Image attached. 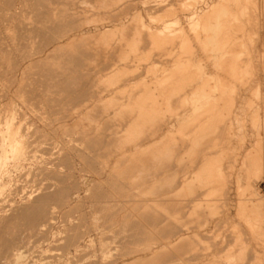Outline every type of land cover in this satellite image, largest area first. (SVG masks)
Returning <instances> with one entry per match:
<instances>
[{"label":"rangeland","instance_id":"1","mask_svg":"<svg viewBox=\"0 0 264 264\" xmlns=\"http://www.w3.org/2000/svg\"><path fill=\"white\" fill-rule=\"evenodd\" d=\"M38 1L0 0V74L2 73L0 75V119L10 116L12 111H15L18 116L16 122L24 118L21 121L22 130L28 134L27 138L33 144L29 146L23 158L15 157L16 160L11 157L10 161L7 160L0 168V216L6 215L5 213L11 214L13 212L11 208L29 205L34 200H32L33 196L42 195L51 186L53 190L71 188L73 200L63 206L58 203L50 204L52 211L55 212V220L49 228H46L47 238L39 239L34 236L17 241L15 248L19 250L21 257L19 259L5 257L0 253V264H102L104 262L131 264L134 261L139 264H206L215 262L219 253L215 245L222 240L221 236L218 237L219 232L222 231L221 233L228 235L236 229L248 231L246 215L249 213V207L253 205L252 201L264 196V169L258 171L254 166L251 167V152L253 147H258L256 129L251 121V104L254 102V106H257L255 103L257 97L251 88L254 87L255 82L249 83L245 77L244 81L237 82L229 74L230 66L234 61L233 55L236 49L237 52L241 51V46L228 48L230 57L227 61L222 60V63V58L215 60L211 55L209 52L211 48L207 49V53V50L195 39L196 27L193 25L192 18L197 15L203 16L219 0H125V4L120 0L117 3L120 6L121 4L130 6V10L126 11L127 15L115 17L111 21L109 15H120L125 12L122 10L123 6L119 10H106L103 6L110 5L111 0H51L52 2H46L41 10L37 9L40 4ZM257 1H259L257 2L259 9L256 14L250 13V24H246L248 30H245L247 38L250 36L256 38L255 45L261 56L257 62L260 63L259 76L264 83V0ZM187 2L189 5L192 4L191 7L186 6ZM33 5L37 6L34 8L35 12L32 11L33 8L30 9L34 7ZM27 6L28 9H26ZM46 6L47 9H45ZM149 7L155 8V11L151 10L155 14L156 21L148 15ZM60 8L64 11L60 12ZM168 10L175 12V16L168 20H178L179 24H173L174 29L170 28L166 32L170 33L177 29L178 33L174 32L177 33L176 36H169L166 44L159 45L153 44L145 35L146 43L142 44L143 51L138 52L145 57L140 60L137 57L138 53L132 52L127 45L125 46L126 43L123 42L124 46L120 47L117 41L119 34L109 39L96 38L100 31L118 33L122 29L126 39L139 31L144 38L145 32L138 27L139 21H143L154 31L161 28L163 30L167 19L164 18L162 22L161 18ZM22 13L26 15L25 18L30 16V22L27 20L26 23L25 15ZM19 14L22 15L19 16ZM180 30L183 32H179ZM256 32L257 35L262 36H255ZM61 35L67 36L60 41L54 40ZM182 35L191 40L192 44L187 46L188 48L192 46L189 50L180 43ZM247 40L244 48L250 45V41ZM147 43L150 45L148 46ZM69 44L75 46L71 51L74 58L72 56V59L67 60L64 57L61 60L71 62L67 66L70 73L22 74L26 66L39 59L38 56L27 57L32 49L48 45L46 48L53 50ZM190 50L193 51L194 57L196 56L194 58L192 55V59L201 60L207 67H205L206 72L211 76L210 78L225 79L229 81L230 86L237 87L235 91L232 90L226 94L229 104L224 108L221 107L219 114L214 113L215 118L213 115L206 132V137L209 139L203 141L201 145L190 146L187 143L189 141L186 142L187 138L183 139L182 136L187 131L182 130L179 134V124L175 116L167 110L166 112L164 108L163 113L153 115L151 120L138 131V141L112 142L114 138L116 140L122 137L126 129L133 125L132 118L139 117L129 112L133 106L129 108L127 105L124 106V101L127 102L129 99L133 101L143 94H148L150 99H153L152 95L163 92L157 91L156 87L159 86L163 77L170 75L169 72L175 65H181L182 62L187 61ZM241 58L242 61H247V55ZM12 62L20 65L17 73L9 71L16 66ZM118 65L121 70H125V73H112ZM44 68L48 69V67ZM149 69L152 71L150 72ZM209 76L207 79L210 80ZM200 81L199 79L196 83L201 85L203 80ZM209 82L212 85L215 83L212 80ZM196 83L194 85L199 86ZM185 92L187 91L181 93ZM216 93L218 96L221 95L219 92ZM21 94H25L24 100L32 104L31 106L22 102ZM262 94L264 97V92ZM175 103L167 107H171L169 108L171 111L183 112L182 115L192 109L190 106L183 108ZM261 108L264 110V103H261ZM198 116L200 117L201 114L199 113ZM236 116L239 122L235 120ZM216 117L217 120H215ZM223 117H230L233 122L230 120L228 123ZM199 119L201 122L202 117ZM230 123H233V127L231 134L227 135L229 132L227 125ZM215 125L218 128L215 129ZM112 133L114 134L111 135ZM106 136L107 138L104 139L103 137ZM172 136L177 137V142L172 143L170 139ZM214 137H220V140L213 141ZM184 140L188 145L183 144ZM226 140H230L232 150L223 161L226 173L225 185L221 186V181L218 180L205 187L194 185L196 193L187 194L184 189L188 185L185 178L194 177L196 173L188 172L190 157L192 156V159L199 157L202 160L204 155L214 153L216 150L214 147ZM181 144L184 145V150L179 152ZM77 148L83 150V154L79 149L80 152H77ZM192 149L197 151L194 155L191 153ZM199 150L205 152L201 153ZM200 153L202 157L199 156ZM213 155L216 157L215 154ZM18 164L21 166L19 167ZM127 166H136V168L124 169ZM57 173L61 175H56ZM116 180H119L117 185ZM239 181L241 185H250L244 196L240 195L238 190ZM256 190L260 195H256ZM190 199H193L192 202ZM224 218L227 224L221 228L219 221ZM19 220L18 225L24 228V221L27 223L28 220L24 218ZM113 221L118 225H111ZM174 222L185 224L181 231L182 237L178 240L177 237L170 239L175 241L178 248H166L165 244L169 242V239L165 237L170 236ZM69 227L77 228L81 233H88L83 236L78 246L65 249L70 235ZM1 236L6 237V232H3ZM150 246L152 250L147 249ZM126 247L142 251L130 259L121 257ZM232 247L231 245L227 248ZM224 253H228V250ZM193 255L199 257L193 258Z\"/></svg>","mask_w":264,"mask_h":264},{"label":"bare ground","instance_id":"2","mask_svg":"<svg viewBox=\"0 0 264 264\" xmlns=\"http://www.w3.org/2000/svg\"><path fill=\"white\" fill-rule=\"evenodd\" d=\"M33 1H37V0H33ZM50 1L51 0H39L38 1V3L40 2V4H38L39 6L37 7L36 5H33L34 7H31L30 9L32 10V8H33V10H32L33 12H35L34 11L35 7H37V9L41 10V9H43L45 7L44 4L46 2H50ZM121 1H123L124 4H125V0H121ZM23 2H25V1H23ZM117 2H120V0L119 1L118 0H111L110 5L103 6L106 10L107 9L108 10H116V9L119 10L123 6L122 10L125 11V12L120 14V15H109L110 21H111V19L114 20L115 17H119L121 15H127L126 11L130 10V6H127V5H124V4L123 5L121 4V6H120V4H118ZM257 2H259V1H257V0H219L217 3L215 2L208 9V11L205 12V14L203 16H198L197 15V17L192 18L193 19L192 21H193V25L196 27V30H195V39H196V41L198 42V44H201V46H203V48L205 50H207L208 48H211V50L209 49L210 50L209 52H211V55L214 56L215 60L216 59L219 60V57H220V58H222L221 62H222V60L223 61H225V60L227 61V59H229V57H230V52L228 51V48H230L232 46L234 48L237 47V46H241V49H240L241 51L237 52V49H236V51H235L236 53L235 52H234L235 54L233 53L234 54L233 55L234 61H233L232 65L230 66L231 68H230V73L229 74L232 75L234 80L237 81V82L238 81H242L244 79V77L248 79L247 81L249 83L255 82L254 87H251V88H252V90L255 91V95L257 97V101L255 103L257 104V106H254V102L251 104V121H252L253 127L256 129V135H257V141L256 142L258 143V144L257 143L256 144L258 145V147L257 148L253 147V150L251 149L252 150V152H251L252 153L251 154V156H252L251 157V163H252L251 165L252 166L251 167L254 166V168L259 171L261 169H264V110H263V108H261V103H264V97H263V94H262V92H264V83L261 81V78L259 76V74H261L259 72V69H258V67L260 66V63L258 64L257 62H259L258 60H259V58L261 56H260V52L257 51L256 45H255L256 38L251 37V36H250V38H247L246 37V30H245V29H247L246 24H250V20H249L250 13L254 12V14H256V11L259 9L258 8L259 5H257ZM2 4L4 5V2ZM53 5H54V3H53ZM190 5H192V4H190ZM190 5L188 3V5H186V6H190ZM4 7H7V6H4ZM24 7H25V5H24ZM100 7H102V6L100 5ZM149 8L147 9L148 15L150 16V18H152V20L156 21L155 14H154V12H152L153 10H151V9H154V11H155V8L154 7L150 8V9ZM26 9H28V6H27ZM30 9L28 10L29 13L31 12ZM45 9H47V6H46ZM156 9L158 10V7ZM25 11H27V10H25ZM28 11H27V13H28ZM53 11H54V8H53ZM59 11L63 12L64 10H62V8H60ZM22 14H19V16L22 15ZM23 15H25V14H23ZM174 16H175V12L168 10L165 13V15L161 18L162 22H163L164 18L167 19L165 21V26H163L164 29L162 30V28H161V30H158V31H154L152 28L146 26L145 23L140 20L139 24H138V27L143 32H145L144 38H143L142 33L139 31L137 34L135 33V35H133L132 37L129 36V38L126 39V35L123 33V29L120 30L118 33L101 32L100 31V34H98L96 38L101 39V40L102 39H109V38H112L113 36L116 37L117 36L116 34H119L118 35L119 37L117 38V41H118V44L120 45V47L123 45V42H124V43H126L125 46L127 45L129 47V49L132 50V52L138 53L139 51H141L143 49L142 44L146 43V41L144 40L146 38L145 35H147L150 38V40L152 41V43L155 44V45H159V44H162V43L166 44L167 38L169 36H172V37L176 36V34L178 33L177 29L176 30H172L171 29L172 32L168 31L170 33L166 32V30H168V29L170 30V28H173L172 27L173 24L174 25L175 24H179L178 20H174V19L173 20H168V18H173ZM255 16H253V17L255 18ZM25 17H26V15L24 16V18ZM29 17L30 16H27V18H25L26 23H27V20H29V22H30L31 18H29ZM134 18H135V16H134ZM259 19H260V17H259ZM259 19H257V20H259ZM159 23L162 24L161 22H159ZM53 24H54V22H53ZM257 25H258V23H257ZM259 25H260V23H259ZM66 28H67V26H66ZM253 28H254V25H253ZM69 31H71V30H69ZM176 31H177V33H174ZM253 31H254V29H253ZM259 31H260V29H259ZM66 32H68V31L66 30ZM179 32L182 33L183 31L180 30ZM259 33H261V32H259ZM254 35L255 36H260L261 34L257 35V32H256V33H254ZM19 36H20V34H19ZM66 36L67 35H61V36H59L58 38H56L54 40L55 41H60L61 39L65 38ZM180 39H181L180 43H182L183 47H187L188 45L192 44L189 37H186V36L184 37V35H182V36H180ZM247 39L250 41V45H249V47L244 48L246 46V40ZM259 40H260V38H259ZM247 44H248V42H247ZM149 45L150 44H148V46ZM47 46L48 45L43 46V47H41L39 49H32L30 51V53H28L29 54L27 56L28 58H33V57H37L38 56L39 59L37 61L33 62L32 64L26 66L22 70V74L35 73V75H37L36 73H42V74L43 73H45V74L46 73H48V74H66V73H70V69L67 66L70 65L71 62L70 61H65V60L62 61L61 59L64 58V57H66L67 60L68 59H72V56L74 58V54H72L71 51H72V49L75 46L73 44H69V45H66V46H59L57 48H54L53 50H48L46 48ZM144 47H146V46L144 45ZM190 48L187 47L188 50ZM238 48H240V47H238ZM119 49H123V48H119ZM1 51H3V50H1ZM188 53H189V57H187L188 58L187 61L186 62L184 61V63L182 62L181 65L180 64L175 65L174 69L169 72L170 75H168L166 77H163L161 82H160V84H158L159 86L156 87L157 91L158 90H162L163 92H161V93H159L157 95L156 94L152 95L151 97H153V99H150V95L143 94L141 96H138L137 99H135V100L133 99V101H131V99H129L127 102L124 101V106L127 105L128 108L130 106H133V109L129 110V112L131 114L138 115L140 117V119H139V117H138V119L132 118L133 125H130L128 127V129H126V131H125V133H124V135L122 137L116 138V140L114 138L113 139L114 141H112V142H117L119 140L120 141L124 140V142H130V141L131 142H133V141L135 142V141H138L139 140L138 131L148 121L151 120L153 115L156 116V115H158L160 113H163L164 112V108H165V111L167 110L168 112L172 113V116H175L176 121L179 124L178 133L179 134L182 133V130H186L187 131V133L182 134V136L184 137V138L183 137L182 138L183 139L187 138L186 142L189 141L187 143L190 146H196L198 144L201 145V143L203 141H206L207 139H209L208 137H206V132H207V129H209V125H210V122L213 119L214 113L220 111L221 107L224 108V107H226L229 104L230 101L226 98V94L229 93L232 90L235 91L234 89H236L237 87H232V86H234L232 84H231L232 86H230L229 85L230 83H229L228 80H225V79L221 80L218 77L210 78L211 76H209V74H207L208 73V72H206V68L207 67L204 66L203 62L201 60L194 61L192 59V55H193V51L192 50L188 51ZM207 53H208V50H207ZM26 55H27V53H26ZM243 55H247V61L246 62L242 61L241 57ZM13 56H14V54H13ZM231 56H232V54H231ZM137 57L140 60V58H143L145 56L143 54L138 53ZM193 57H194V55H193ZM152 59H153V57H152ZM13 64L16 65L15 63H13ZM120 65L123 66V64H120ZM120 65H118L114 69V71L112 73H115V72L116 73H121V72L125 73V70H121L120 69V67H119ZM263 65H264V61H263ZM19 66L20 65L18 63V65H16L15 67H12V69L9 70V71H14V72L17 71L18 72ZM39 67H43V68L39 70L38 69ZM44 67H48V69H45ZM0 69H1V66H0ZM3 71H5V70H3ZM149 71H150V69H149ZM7 72H8V70H7ZM184 75H186L187 77L184 76ZM188 75H190V76H188ZM207 76H209L210 80L215 82L214 83L215 85L214 84L212 85L209 82L210 80L207 79ZM199 79L201 81L203 80V83H201V85L196 83ZM207 80H208V83H210V84L207 83ZM194 83H196L199 86L194 85ZM62 85H64V83ZM58 88H60V86ZM164 91H166V92H164ZM184 91H187V92H185L184 94L181 93V92H184ZM216 92L221 93V95L219 94V96H218ZM149 94H151V93H149ZM44 95H45V93H44ZM57 95H58V93H57ZM24 97H25V94H21L20 99H22V102L24 104H27V105L31 106L32 104L26 102L24 100ZM131 98H132V96H131ZM175 102L177 104L179 102L178 105H180V107H183V108L185 107L186 108V107L190 106V108L192 107V109L190 111L188 110L184 115H182L183 112L180 113V112H177V111L175 112L174 110L171 111V109H169L171 107L168 108L167 106H170V105H172ZM166 107L168 109H166ZM2 112L3 111H1V113ZM199 113L201 114L200 117L198 116ZM218 114H219V112H218ZM215 115H214V118H215ZM201 117H202V119H201V122H200L199 118H201ZM223 118H222V120H223ZM17 119H18V116H17V113L15 111H12V114L10 116H8V117L6 116L4 118L2 117V119H0V168L11 157H13V158L17 157L18 158L19 156L20 157L22 156V158H23V155L26 154L27 151H28L27 149L30 148L29 146L33 145V144H31V142H29V140L27 138L28 134L24 133L23 130H22L23 127L21 125V121L24 118L22 120H18L16 122ZM128 119H130V118H128ZM220 119H221V117H220ZM215 120H217V117H216ZM224 120H227L228 123H229V121L232 120V119L230 117H225ZM235 120L237 122H239L237 116H236ZM130 121H131V119H130ZM140 121L143 124H141ZM213 122H214V120H213ZM231 122H233V120ZM125 126H126V124H125ZM227 127H228V130H229L227 135H230L231 134L230 131H231L232 127H233V123L228 124ZM216 128H218L217 125H215V129ZM157 131H158V129H157ZM94 132H95V129H94ZM32 134H31V136H32ZM113 134L114 133H112L111 135H113ZM108 137H109V135H108ZM103 138L105 139V138H107V136L103 137ZM167 138H170V137H167ZM170 139H172L171 140L172 143H173V141L177 142V140H178L177 137H174V136H172V138H170ZM170 139L168 141H170ZM214 140L217 142V141L220 140V137H214L213 141ZM183 142H184L183 144H187V143H185V140ZM63 144H65V143H63ZM183 144H181V146H179V152L184 150V145ZM40 146H42V145H40ZM116 146H118V145H116ZM119 146H121V144ZM103 147H104V145H103ZM185 148H186V146H185ZM214 148H216L215 152L211 153V155H204L203 156L204 158H202V160H201V158L199 159V157L192 159V156H191L190 157L191 159L189 160V163L187 162L189 164L188 165V172L189 171L196 172L194 177H191V176L188 177L187 176L185 178V182L188 185L186 184L187 186L184 189H185V192H187V194H192L193 192H195V186L194 185H198V186L200 185V187H205V186H208L210 184H213L216 180L221 181V183H220L221 186L225 185L226 173H225V168H224V165H223V161L226 158L227 154L232 150V149H230V140H226V142H224V143L222 142L218 146L216 145V147H214ZM78 149L79 148H77V152L79 150L81 151V149H79V150ZM204 150H203V152H205ZM82 151H81V153H82ZM196 152L197 151H194V149H192V151H191V153L193 155ZM199 152L203 153L202 150L201 151L199 150ZM201 153L199 154V156L202 157ZM192 154H190V155H192ZM213 154H215L216 157ZM51 156H50V158H51ZM209 156H212V157H209ZM171 158H172V156H171ZM28 159H30V158H28ZM180 161H181V159H180ZM49 163L50 162H48V164ZM18 166H19V164H18ZM116 168L118 170L120 169L118 167H116ZM132 168H136V166H133V167L127 166L124 169H132ZM124 169H123V171H124ZM49 174H50V172H49ZM56 175L60 176L61 173H57ZM50 176H51V174H50ZM54 176L52 177V179L54 178ZM241 179H242L241 176H239V180H241ZM35 183H36V181H35ZM117 183H119V180L115 181L116 185H117ZM238 183L240 184L239 187H238L240 195L244 196L245 192L247 190H249L250 185L249 184L241 185V181H239ZM50 185H52V184H50ZM51 188H52V186L48 187L45 190V192L42 195H40V196H38L36 194L37 197L36 196H33V198L31 197L32 200L33 199L34 200L29 205H26L24 207L21 206V207L16 208V209H13V208L10 207L13 210V212L11 214L7 215V213L4 212L6 215L3 214V215L0 216V253H1L2 256H5V257L11 256V257H14L16 259H19L21 257V253H19L18 252L19 250H17L15 248V243L17 241H22L26 237H34V236H37L39 239H41V238L46 239L47 238V234L48 233H46L47 232L46 228H49L50 225L52 224V221L55 220V212L52 211V208L50 207V204L58 203L61 206H63V205L69 204L70 201L73 200V196H72L73 192H72L71 188L57 189V190H53V188L52 189ZM255 193H256V195H260L259 192H257V190L255 191ZM127 194H128V192H127ZM192 200L193 199H190V202H192ZM30 202H31V199H30ZM263 203H264V196H261L257 200L252 201L253 205L251 207H249V213L246 215V219H247L246 222H247V226H248V231H243L241 229H236L235 231H232V233H230L228 235H225V234L221 233L222 231L219 232L218 237L221 236L222 240L219 241V243L217 242V244L215 245V247H217L219 249L217 260L215 262H208L206 264H264V204ZM60 205H58V207ZM141 207H143V206H141ZM141 207H138V208H140V210H141L142 209ZM6 209H7V207H6ZM96 215H98V214H96ZM22 218L28 220L27 223H26V221H24L25 222V224L23 225L24 228H21L19 226L20 224L18 225V223L20 222L19 219L22 220ZM18 220H19V222H17ZM225 224H227L226 218H224V220H220L219 221V226L221 228L225 227ZM111 225H118V223L113 221V223ZM184 225L185 224H183V223L181 224L179 222H174L173 229L170 231V236L169 237H165V239H169V242L167 244H165L166 248L167 247H169L171 249L178 248V245H176V243H174L175 241L174 240L171 241L170 239H172L173 237H177L176 238L177 240H178V238L180 239L182 237L181 231H182V227ZM86 229H88V228H86ZM3 232L4 233L6 232V235H7L6 237H2L1 236ZM68 232L70 233V235L68 236V238L66 237L67 238V245H66L65 249L66 248L69 249L70 246H78V244L80 243L81 239H83V236L88 233V232L81 233L77 228L70 229V227L68 229ZM123 232H125V231H123ZM155 237H156V235H155ZM103 241H105V240H103ZM159 241H161V240H159ZM231 245L233 247L228 249L227 247L228 246L230 247ZM147 249L148 250H152V247L151 246L147 247ZM106 250H107V248H106ZM227 250H228V253L225 254L224 252H227ZM140 251H142V250L141 249H134V248H131V247L130 248L126 247L124 249L123 253H121V257H128L130 259V258H133ZM198 257H199L198 255H193V258H198ZM110 263L114 264L112 262H110ZM102 264H106V263L104 262ZM131 264H139V263L137 261L136 262L134 261Z\"/></svg>","mask_w":264,"mask_h":264}]
</instances>
